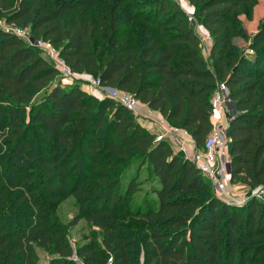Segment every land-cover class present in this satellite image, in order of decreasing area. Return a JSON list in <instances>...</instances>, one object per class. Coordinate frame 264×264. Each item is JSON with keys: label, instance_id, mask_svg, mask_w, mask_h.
<instances>
[{"label": "trees", "instance_id": "trees-1", "mask_svg": "<svg viewBox=\"0 0 264 264\" xmlns=\"http://www.w3.org/2000/svg\"><path fill=\"white\" fill-rule=\"evenodd\" d=\"M186 1L212 39L207 57L176 0H0V19L49 41L73 73L187 130L199 148L224 83L234 103L230 182L264 188V18L249 41L240 17L252 20L255 0ZM142 170L156 198L131 207ZM71 196L72 225L97 229L75 250L51 209ZM37 249L47 264H264V202L218 199L131 112L62 85L41 50L0 27V264H40Z\"/></svg>", "mask_w": 264, "mask_h": 264}, {"label": "built area", "instance_id": "built-area-1", "mask_svg": "<svg viewBox=\"0 0 264 264\" xmlns=\"http://www.w3.org/2000/svg\"><path fill=\"white\" fill-rule=\"evenodd\" d=\"M181 9L184 11L188 22L191 24L195 21L191 13L192 7L186 0H176ZM0 27L18 38L22 39L28 45L41 50L46 60L52 64L63 79L64 85L73 83V80H83V74H75L71 71L65 60L60 56L51 43L34 38L23 29L14 25L0 24ZM196 33L199 36L203 51L207 54L212 44L209 34H201L197 26ZM84 82L88 83L92 90L98 93L104 92V88L99 79L86 76ZM116 104L131 112L137 121L146 122L144 128L153 134L156 142L165 141L176 153L188 160L212 185L215 196L227 203L235 205H244L250 199L237 202L232 201L229 193L230 184V157H229V138L228 124L229 117L232 114L230 110L231 100L227 86L224 83H218L214 94L210 100V120L212 122V131L207 137L204 146L197 147L190 133L182 128L173 126L161 114H155L151 109L147 112L141 110L140 103L133 95L116 90H106V97ZM251 199L264 202V188H256Z\"/></svg>", "mask_w": 264, "mask_h": 264}, {"label": "rangeland", "instance_id": "rangeland-1", "mask_svg": "<svg viewBox=\"0 0 264 264\" xmlns=\"http://www.w3.org/2000/svg\"><path fill=\"white\" fill-rule=\"evenodd\" d=\"M255 2H256V4L252 7V20L245 22L244 16L240 17V19L244 23L245 29L247 31V35L249 36V38H248L249 41L251 40V35L254 34V32L258 29L259 22L264 18V0H255ZM9 3H10V5H12V7H16L17 0H9ZM191 13L193 14V16L195 18V21L192 22L191 24L195 28H197V26L202 27L197 20V13H196L195 8L192 7ZM93 14H94L93 11L87 12V15L89 17H92ZM0 24H2V25L4 24V21L2 18L0 19ZM17 28H20V27H17ZM20 29H23V28H20ZM23 30L26 31L28 34L32 35L28 29H23ZM204 34H208V33L205 31ZM47 42H49V41H47ZM234 42L239 44L241 47H245L247 44L244 41H241L239 39H235ZM263 46H264V44H263ZM251 53H252V51L248 52V54H251ZM203 55L205 57H207L206 56L207 53H205V51H203ZM82 74L84 75V79L83 80H73L74 81L73 83H75V82L78 83V85L80 86L81 89L85 88L86 90H84V91L87 94H90L91 96H94L96 98H101V99L106 97V90H110V89L104 88V90H103L104 92H102V93H98L96 90H92V88L89 86V84L87 82L86 83L84 82V80H86V78H87L86 76H92V75H90L88 73H82ZM58 79L60 80L62 85H64L62 82L63 79L59 75H58ZM142 105L144 106V104H142ZM148 109H150V108H148ZM233 109H234V103L231 101L230 110H231L232 114H234ZM151 111H154V110L151 109ZM155 112H157V111H155ZM139 179H140V183H141L140 189L134 195L135 198L132 202L131 207H133L136 204H141L145 197L156 198V196L151 192L152 191L151 187H152L153 183H152V179L148 176L147 171L142 170V172L140 173ZM228 187H229L228 189H229V193H230V197H231L232 201L235 200L237 202L244 201L247 199H251L254 195V192H255V189H250V188H247V187L242 186L240 184H235V183H231V182H230ZM51 209H52V212H53V215L55 216V218L62 225H65L67 227L68 239H69V242L72 245L74 250L76 249L77 246H80L82 244L90 242L93 234L97 232V229L95 227H93L88 221H86L84 219H79L76 221V224L72 225V223L74 222V220L76 219V217L78 215V207L76 206V199L74 196H71L68 199H66L65 201H63L62 203H59V204L51 207ZM37 253L39 256L40 264H47L48 261L50 260L51 256L46 251H44L42 249H37ZM74 261L77 264H82L81 261L76 256H74Z\"/></svg>", "mask_w": 264, "mask_h": 264}, {"label": "crops", "instance_id": "crops-1", "mask_svg": "<svg viewBox=\"0 0 264 264\" xmlns=\"http://www.w3.org/2000/svg\"><path fill=\"white\" fill-rule=\"evenodd\" d=\"M193 27H194V26H193ZM194 29H196V28L194 27ZM199 31H200L201 34H204V32H205V30H204L202 27H200V26H199ZM196 32H197V31H196ZM205 53H206V52H205ZM207 55H208V54H207ZM207 55H206V56H207ZM82 90L84 91V90H86V89L83 88ZM141 110H142L143 112H147L148 107H146L145 105H144V106L142 105V106H141ZM153 112H154L155 114H158V113H159V112H155V111H153ZM233 112H234V109H233ZM138 122H139V124H140L142 127H144V128L147 126L146 122H144V121H142V120H140V121H138ZM171 149H172V152H173L174 154H177L176 151H175V149H173V148H171Z\"/></svg>", "mask_w": 264, "mask_h": 264}]
</instances>
